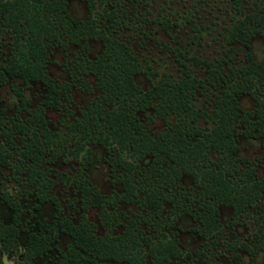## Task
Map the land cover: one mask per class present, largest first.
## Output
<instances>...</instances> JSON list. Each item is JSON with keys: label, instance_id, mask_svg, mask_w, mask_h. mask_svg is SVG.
I'll list each match as a JSON object with an SVG mask.
<instances>
[{"label": "trees", "instance_id": "obj_1", "mask_svg": "<svg viewBox=\"0 0 264 264\" xmlns=\"http://www.w3.org/2000/svg\"><path fill=\"white\" fill-rule=\"evenodd\" d=\"M69 1L0 0V17L24 37L21 41L16 37L15 42L11 43L5 64H0V88L9 85L18 92L21 104L25 103L23 106H26L17 81L24 83L27 88L33 82L42 84L45 94L41 108L36 114L26 108L29 117L25 122L29 125L35 116L42 122V127L49 130L41 114L45 108L59 109L60 92L64 86L60 87L61 84L47 72L50 49L61 43L66 50L69 42L79 45L86 39L99 42L101 50L93 58L88 56V43L81 47L82 54L79 56L81 73L90 75L101 91V101L91 103L98 120L94 119L93 127H89L85 121L75 119L74 126L81 135L88 137L87 142L92 141L105 150L113 171L117 166L125 170L123 176L117 177L123 192L115 193V197L99 192L89 180L84 165L75 181L81 211L79 218L76 222L65 215L50 223L37 220L32 230L24 229L26 235L21 252L24 262L29 264L44 254L52 243V236L60 232L67 235L73 245L67 251L60 252L59 264H104L110 258H124L128 264H170L182 254L176 232L170 237H156L155 243L151 242V237L140 240L134 230L135 219L140 214L129 215L121 209V204L131 203L137 197L141 188L135 186L138 181L133 173L142 169L140 162L145 159L147 163L152 161L151 167H154L156 176L154 183L141 192L145 207H149L155 217H161L163 204L172 201L168 192H164L163 184H176L187 176L200 188V211L191 214L199 225L195 231L205 241L200 248L208 245L207 242L214 237L212 234L219 233L222 228L219 206L230 208L232 216L237 217L245 209L258 205L264 194V177L259 174L260 168L264 173V61L255 60L251 40L256 36L264 39V6L255 7L257 9L251 12H242L243 17L235 20L228 29L232 42H238L240 48L244 49L245 61L238 68L231 69L227 78L215 68L211 69L215 82L220 79L222 90L219 95H215L212 112L206 114L211 125L201 129L196 124L197 112L189 99V95H194L191 90L194 78L188 74L187 78L176 81L166 78L142 89L136 82V76L142 71L137 56L129 42L113 31V24H117L118 17L115 11L103 8L106 21H112V24L100 27L95 16V0H83L87 9L84 19H75L68 13L66 4ZM232 1L235 9L240 11L238 7L245 0ZM82 85L89 91L86 79ZM243 95H249L255 101L252 110H246L240 104ZM101 104L104 105L103 109ZM147 111L155 112L150 120L153 117L162 120L163 128L159 132H151L149 123H142L138 113ZM2 114L3 110H0V125ZM12 125L15 133L22 135L25 124ZM3 129L5 140L0 143V168L8 167L14 152L20 148L12 135ZM240 136L259 139L263 155L255 160L240 157L237 142ZM20 139L24 144L22 153L31 158L28 152L39 145V137L30 138L27 143V137ZM83 147L81 149L85 151L86 162L89 163L90 148ZM41 154L36 155L33 160L35 163L40 162ZM211 155L215 158H211ZM163 161L168 163L167 167L161 166ZM44 199L54 200L53 196ZM0 201L11 211L9 222L0 218V251H17L20 249L19 234L23 230L22 208L1 190ZM92 209H97L99 220L107 225L111 222L110 215L113 220H118L113 229L122 225L120 233L112 236L108 230L98 236L96 224L87 219ZM144 246L148 248L147 251ZM247 249L243 243L230 247L234 264H244L238 250L250 251ZM258 250L261 248L253 253ZM196 251H201L199 255L203 256L204 250ZM0 264H3L1 258Z\"/></svg>", "mask_w": 264, "mask_h": 264}, {"label": "rangeland", "instance_id": "obj_2", "mask_svg": "<svg viewBox=\"0 0 264 264\" xmlns=\"http://www.w3.org/2000/svg\"><path fill=\"white\" fill-rule=\"evenodd\" d=\"M97 24H112L106 21L103 8L108 11L114 10L117 24H113V31L123 40H127L134 50L142 66V73L136 78L138 84L146 88L150 84H156L160 80L169 78L179 80L188 72L196 79L192 89L194 96L191 102L194 109L202 112H211V103L214 94L220 93L211 77V68L221 65L219 72L224 78L230 75L229 68L236 69L244 63V49L238 43H234L233 50L229 42L228 29L238 18L243 17L242 12L247 13L264 6V0H245L240 11L235 9L232 0H95ZM257 7V8H255ZM67 10L72 17L84 19L87 15L86 4L81 0L69 2ZM23 40L22 33L17 34L7 21L0 17V64H5L11 50V43ZM89 55L93 58L100 50V43L90 41ZM54 49V48H52ZM69 54L65 58L61 50L54 49L50 56L48 67L49 74L58 82H65L72 90V102L69 100L61 103L59 110L47 109L41 114L45 125L49 130L42 127L35 116L29 125H26L28 113L24 112L25 106L20 105L18 92L9 85L2 86L0 92V109L3 110L0 125V143L4 142L2 127L12 135L13 141L20 148L14 152L10 164L6 168H0V190L16 200L22 208V228L19 234V246L17 251H10L0 255L2 262L11 260L13 264H26L22 256V246L25 242V230H32L35 221L50 223L59 219L62 215L73 218L76 222L80 215L78 195L76 189L71 187L73 180L76 181L81 168L86 162L85 151L81 148L89 147L91 159L85 169L90 181L102 194L115 197V193H122L123 188L117 181L118 176H123L125 170L117 166L115 173L111 171L108 155L105 150L75 129V119L85 121L89 127H93L94 119L98 118L97 112L91 109L93 101L99 102L100 91L94 86L93 80H89L92 93H87L82 87L71 88L72 78L69 70L79 77L78 81L84 83L83 75L76 69L80 63L77 56L81 55L79 46L69 44ZM251 51L256 61H264V39L255 37L251 40ZM78 61V62H77ZM206 62L210 63L208 65ZM225 62V63H224ZM213 65V66H212ZM73 76V75H72ZM82 80V81H80ZM211 84H214L213 86ZM18 87L27 102L29 110L38 113L36 108L41 102L44 89L39 83H32L30 88H25L22 82L17 81ZM101 101V100H100ZM240 104L246 110L255 107V101L249 95L240 98ZM104 106L101 104V109ZM100 108V107H97ZM91 110V111H90ZM84 113L85 116L82 114ZM200 113V112H199ZM154 111L140 113L143 122H149L151 132H159L163 124L154 117ZM201 114V113H200ZM198 125L204 127L207 116L200 115ZM13 123L25 124L22 135L15 133ZM39 137V145L31 148L28 152L31 158L22 152L24 144L21 137ZM238 155L249 160H255L263 155V149L259 139L241 138L238 141ZM41 154V160L37 164L33 160L37 154ZM211 158H215L211 155ZM128 160H132L129 158ZM140 162L142 169L135 171L134 177L138 182L137 188H141L133 202L121 204V209L140 214L135 219L136 235L140 240L151 237V242H157L156 237H170L177 233L182 250L181 256L170 264H234L230 247L245 244L250 251H243L244 264H264V194L258 205L247 208L238 217L233 218L231 209L219 206V220L221 230L212 234L214 237L207 242L204 248L200 245L205 242L195 231L199 228L197 221L191 215H183L174 218L182 207H189L192 211L197 210L199 199L198 189L186 176L181 179V184L173 189L176 184L167 186L163 184L164 192H168L173 202L163 204L161 217H155L149 207H145V198L141 190L154 183L156 172L151 167L152 161ZM163 161V167H167ZM40 167V169H39ZM259 174L264 177L263 170ZM180 182V181H179ZM76 186V185H75ZM34 194L39 198L53 196L54 200L38 204ZM54 202V204H53ZM178 205L177 207H174ZM180 208V209H179ZM0 210L3 221L9 222L11 211L7 205L0 201ZM111 211V208L108 209ZM47 212V214H44ZM97 209H92L87 214V219L96 224V234L104 235L108 230L112 236H117L122 230V225L113 229L118 220H113L107 225L101 222ZM174 218V220H172ZM103 223V224H101ZM141 230V232H140ZM73 245L71 239L60 232L52 236L49 249L39 257L34 258L29 264H59L60 252L67 251ZM261 250L253 253L254 250ZM204 250L203 256L196 250ZM247 249V250H248ZM144 250L148 248L144 246ZM6 254V255H5ZM105 264H128L126 259H107Z\"/></svg>", "mask_w": 264, "mask_h": 264}, {"label": "flooded vegetation", "instance_id": "obj_3", "mask_svg": "<svg viewBox=\"0 0 264 264\" xmlns=\"http://www.w3.org/2000/svg\"><path fill=\"white\" fill-rule=\"evenodd\" d=\"M71 1H73V0H71ZM71 1H69V2H71ZM81 1H83V0H81ZM69 2H67V4H66V10H67V6H68V4H69ZM84 2V1H83ZM244 2V1H243ZM242 2V3H243ZM85 3V2H84ZM242 3H241V5H242ZM241 5L238 7V8H240L241 7ZM87 10V9H86ZM68 11V10H67ZM69 13V12H68ZM71 15V14H70ZM72 16V15H71ZM87 16V15H86ZM74 18V17H73ZM118 18V17H117ZM76 19V18H75ZM257 37V36H256ZM254 39V38H253ZM90 41H92V40H82L81 42H80V44L79 45H75V44H73V45H75V46H79V49H81V47L84 45V43H88V45L89 46H91L90 45ZM94 42H96V41H94ZM232 40L230 39V37H229V44H230V46L231 45H233L234 43H238V42H232ZM69 44H72V43H70L69 42ZM69 44H68V48H69ZM239 44V43H238ZM62 45L63 44H56V45H54V46H52L54 49H57V50H61L62 52H63V56L66 58L67 56H68V54H69V49L67 48L66 50H64V48L62 47ZM54 49H50V56L52 55V51L54 50ZM91 49V48H90ZM230 49H232L233 50V46H231V48ZM100 50H101V47H100ZM100 50H99V52H100ZM232 50H230V51H232ZM90 51V50H89ZM81 52V54H82V50L80 51ZM98 52V53H99ZM97 53V54H98ZM79 56H81V55H79ZM79 56H77V58H79ZM88 56L89 57H91L90 55H89V52H88ZM95 56V55H94ZM92 58V57H91ZM138 58V57H137ZM78 61H80V58H79V60ZM77 61V62H78ZM50 62H51V60H50V57H49V62H48V65H47V72H48V74H49V71H48V67H49V64H50ZM225 63V62H224ZM141 65V64H140ZM213 66V65H212ZM218 67L220 68V69H222L221 68V65L218 63L217 65H215L214 67H212V68H215L218 72H219V70H218ZM141 68H142V66H141ZM211 68V69H212ZM79 72H80V75H83V76H85L84 77V79H86L87 81H88V83H89V80H93L92 79V77L90 76V75H86V74H82L81 72H82V67L80 66V64L78 63V65H77V68H76ZM230 70H231V68H229V72H230ZM142 71H143V69H142ZM142 71H141V73H142ZM210 72H211V70H210ZM140 73V74H141ZM212 73V72H211ZM221 73V72H220ZM187 74L189 75V73L188 72H186L185 73V75H184V77H186L187 76ZM222 74V73H221ZM50 75V74H49ZM69 75L71 76V78H72V86H71V88H73V87H82V82H79V84H75V82H77L78 81V79H79V77H76V75L74 74V72H72V70L70 69L69 70ZM73 75V76H72ZM224 75V74H223ZM138 76V75H137ZM137 76H136V78H137ZM50 77L52 78V79H54L51 75H50ZM189 77L190 78H194V77H191L190 75H189ZM211 77H212V79H213V82L215 83V85L216 86H218L219 87V89H220V93H221V81H220V79H218L217 80V82H215V78L213 77V74L211 75ZM183 78V77H182ZM181 78V79H182ZM187 78V77H186ZM166 79V78H165ZM164 79V80H165ZM58 84H61V86L60 87H62L63 85V88H62V91L60 92V106H61V103L62 102H64V101H67V100H69L70 102H72V94H71V92H72V90L69 88V86L67 85V83H65V82H58L56 79H54ZM180 80V79H179ZM188 80H190V79H188ZM194 80H195V82H196V79L194 78ZM80 81H82V80H80ZM93 82H94V80H93ZM136 82H137V80H136ZM159 82V81H158ZM157 82V83H158ZM195 82H194V85H193V87L195 86ZM138 83V82H137ZM32 84V83H31ZM31 84H30V86H31ZM23 85L25 86V88H27L26 87V85L23 83ZM152 85H155V84H150V86H148V87H146V88H143L142 87V89H147V88H149V87H151ZM212 86L214 85V84H211ZM41 86L43 87V85L41 84ZM89 91H87V90H85V88L84 87H82L83 88V90L84 91H86L87 93H92V88H91V84L89 83ZM94 86H95V82H94ZM140 86V85H139ZM188 86H189V88H188V92H190V83H188ZM96 87V86H95ZM193 87H192V89H193ZM28 88H30V87H28ZM97 88V87H96ZM43 89H44V94H45V88L43 87ZM98 89V88H97ZM191 89V90H192ZM99 90V89H98ZM100 91V90H99ZM220 93H217V94H214L213 93V96H214V101L211 103V106L213 107V104H214V102H215V95H219ZM43 94V95H44ZM191 94V93H190ZM100 96H101V91H100ZM194 96V95H193ZM191 97L192 96H190L189 95V99L191 100ZM24 98V97H23ZM20 99V98H19ZM100 99V98H99ZM25 100V99H24ZM42 100H43V97H42ZM42 100H41V102L38 104V106L36 107L38 110L41 108V105H42ZM26 101V103H27V105L25 106V108H24V112H26V113H28V115H29V112H27L26 111V108L28 109L30 106H29V103L27 102V100H25ZM99 101V100H98ZM100 102V101H99ZM19 103H20V105H21V107L25 104V103H23V104H21V102H20V100H19ZM192 103V102H191ZM193 104V103H192ZM194 105V104H193ZM48 108H45V109H43V112H45V110H47ZM1 110V109H0ZM55 110H59V109H55ZM198 110L200 111V113H198ZM196 112H197V117H196V124H197V126H199L198 125V117H199V114L200 115H205V116H207L206 114H210L211 112H212V109H211V112H208V113H205V112H202L200 109H197L196 110ZM144 113H146V112H144ZM140 113H138V115H139ZM154 116V115H153ZM140 117V116H139ZM28 118V117H27ZM26 118V119H27ZM154 118V117H153ZM153 118L151 119V120H153ZM171 119V121H173L174 122V119L171 117L170 118ZM150 120V121H151ZM142 121V120H141ZM147 122V121H146ZM146 122H143L142 121V123H146ZM161 122H162V120H161ZM149 123V122H148ZM162 124H163V122H162ZM211 124H210V121H209V118L207 117V119H206V122H205V125H204V127L202 128V127H200L201 129H205L206 127H209ZM163 128V127H162ZM157 133V132H156ZM241 138H248V137H242V136H240L239 138H238V141H239V139H241ZM249 139V138H248ZM250 139H252V138H250ZM237 141V142H238ZM239 145V144H238ZM151 162V161H150ZM84 165H86L85 166V168L84 169H86V167H87V165H88V163L87 162H85L84 163ZM84 165H83V167H84ZM167 166H168V164H167ZM83 167L81 168L82 170H83ZM111 167V166H110ZM39 169H40V167H39ZM111 171L113 172V173H115V171L116 170H112V168H111ZM87 176H88V174H87ZM187 177V176H186ZM88 178H89V176H88ZM192 182H193V184L195 185V187L198 189V194H199V197H201V190H200V188L196 185V183L191 179V178H189ZM90 180V179H89ZM92 183V182H91ZM181 184V180H180V182L179 183H176V186H174L173 187V189H176V187H178L179 185ZM76 183H75V181L73 180V185L71 186V187H73V188H75L76 189V193H77V188H76ZM77 195H78V198H79V194L77 193ZM106 195V194H105ZM34 197H35V199H36V201H37V203L38 204H42V203H45V202H47V201H50V200H48V199H44L43 197L42 198H39L38 196H36V194H34ZM204 200H207V198H203ZM198 202H199V200H197ZM209 201H211V200H209ZM171 202H173V200L171 201ZM53 204H54V202H53ZM199 204V203H198ZM197 204V211L199 212L200 211V209H199V205ZM174 207H177L178 208V205H176V206H174ZM180 209V208H179ZM246 210V209H245ZM244 210V211H245ZM194 211H196V210H194ZM193 210L191 211L190 209H189V207H182L181 208V210H180V212L178 213V214H176V216L177 217H181V216H183V215H186V214H188V215H191L192 214V212H194ZM243 211V212H244ZM232 212V211H231ZM89 213V212H88ZM176 217V218H177ZM238 217V216H237ZM233 218H235V217H233ZM262 218H264V217H262ZM196 221V220H195ZM177 234V233H176ZM201 237V236H200ZM204 240V239H203ZM203 244V243H202ZM201 244V245H202ZM238 252H240V253H242L243 251H240V250H238ZM242 255V254H241ZM179 258V257H178ZM178 258H176V259H178ZM243 258V257H242ZM175 259V260H176ZM105 264V263H104Z\"/></svg>", "mask_w": 264, "mask_h": 264}, {"label": "snow or ice", "instance_id": "obj_4", "mask_svg": "<svg viewBox=\"0 0 264 264\" xmlns=\"http://www.w3.org/2000/svg\"><path fill=\"white\" fill-rule=\"evenodd\" d=\"M0 62H2V61H0ZM3 95V93L2 92H0V96H2ZM44 214H47V212H45ZM3 216V211L2 210H0V217H2ZM0 255H3L2 253H0Z\"/></svg>", "mask_w": 264, "mask_h": 264}, {"label": "clouds", "instance_id": "obj_5", "mask_svg": "<svg viewBox=\"0 0 264 264\" xmlns=\"http://www.w3.org/2000/svg\"><path fill=\"white\" fill-rule=\"evenodd\" d=\"M6 255V254H5ZM3 264H13V261L11 260H4L3 261Z\"/></svg>", "mask_w": 264, "mask_h": 264}]
</instances>
